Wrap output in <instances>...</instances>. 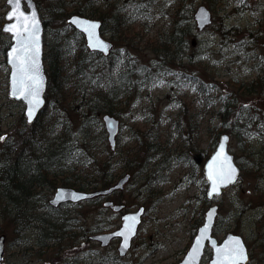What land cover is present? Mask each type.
I'll list each match as a JSON object with an SVG mask.
<instances>
[{
    "label": "rangeland",
    "instance_id": "374dc122",
    "mask_svg": "<svg viewBox=\"0 0 264 264\" xmlns=\"http://www.w3.org/2000/svg\"><path fill=\"white\" fill-rule=\"evenodd\" d=\"M37 1L40 18L47 21L43 36L45 53L46 44L54 41V27H57L50 19L48 3L62 6L70 15L76 14L70 12L83 0ZM105 4L119 9L117 17L121 16L130 30L114 32L112 27L119 29L120 25H114L109 19L106 27L110 32L101 33L111 40L112 34L115 35L116 48L120 50L106 57L104 63L108 64L112 58L117 62L116 68L126 57L136 65L149 62L154 56L150 46L158 44L162 31H170L174 10L180 6L177 0H96L91 8ZM191 5L193 10L198 6L207 8L211 22L202 30H198L193 20L185 24L189 32L185 56H190L192 63L185 64V60L179 66H170L177 68L172 69L175 72L182 68L190 78L181 80L171 74H158L155 85L146 92L138 91L140 98L131 99L129 108L126 106L119 117V132L115 137L119 150L135 147L130 139L134 137L132 131L137 133L138 129L142 137H147L145 130L152 129V136L158 138L154 142L159 145L147 166L150 184L146 187L147 181L139 175L131 178L120 192L125 211L140 205L145 210L131 249L124 257H118L117 241L102 247L98 242L87 240L91 229L106 226L112 231L119 225V214L112 216V211L102 206V200L91 199L56 209L54 214L75 218L74 231L80 233L77 243L67 240L72 246L77 244L76 247L59 254L55 253L56 248H36V231L15 232L0 215V234L5 237L0 264H176L211 203L218 207L215 236L220 239L226 233L240 235L250 252L247 264H264V90L262 95L257 91L262 98L246 91L247 83L256 78L264 86V0H187L185 8ZM7 10L5 0H0V137H5L0 140V151L2 144L11 140L18 129L26 130L21 125L22 103L7 97L9 68L4 49L10 44V36L1 31ZM68 33L73 40L72 32L68 30ZM72 61L69 56L68 68ZM102 62L94 59V63ZM70 106L77 107V104ZM237 117L241 120L236 123ZM100 123L104 129L102 117ZM223 125L228 131L222 132ZM60 132V126H54V130L44 134V139L54 140ZM94 132L99 135L100 129ZM223 133L229 137L228 150L240 165L241 173L235 184L207 203L199 154H210L218 140L216 134ZM106 138L105 132V140L96 139L95 153L99 157L88 168L98 169L103 168V163L108 164L103 162L108 157L107 149L110 151ZM20 148V145L13 148L11 155ZM51 196L52 193L46 200ZM38 200L41 202V198ZM113 200L118 204L115 195ZM40 211L46 209L40 208ZM209 258L210 251L206 250L201 264H207Z\"/></svg>",
    "mask_w": 264,
    "mask_h": 264
},
{
    "label": "trees",
    "instance_id": "16d2710c",
    "mask_svg": "<svg viewBox=\"0 0 264 264\" xmlns=\"http://www.w3.org/2000/svg\"><path fill=\"white\" fill-rule=\"evenodd\" d=\"M186 1L181 0L180 6L174 10L170 31H162L157 41L158 44L150 46L154 56L149 62L136 65L135 61H130V58L126 57V61L118 68H116L117 62L112 58L107 64L104 63L107 58L87 51L82 35L69 29L65 24L68 12L62 6H53L48 3L50 19L52 18L55 25L57 23V27H54L56 29L54 41L46 44L48 48L43 56L47 75L46 106L31 125L25 123L21 113V125L26 130L18 129L11 140L2 144L0 151V215L5 219L12 218L15 226L30 225L38 232L45 230L46 233L43 235L38 232L35 235L34 246L36 248L40 250H45L47 247L56 248L55 253L59 254L67 249L70 250L71 247H76L77 244L72 246L67 243V240L77 243L80 238V233L74 231L75 218L54 214L56 209H52L47 204V196L53 193L57 186L95 191L109 187L114 183L115 178L125 173H130L131 178L141 175L144 180L149 181L151 176L147 174V166H150L149 159L155 156L156 148L159 146L158 142H154L158 138L152 136V129L151 131L145 130L147 137L139 135L140 129L137 133L132 131L135 139L133 142L137 144L134 148H126L125 151L119 148L116 151L107 149L108 157L103 162L109 165L103 163V168L98 169L88 168V166H93L99 157L95 153V149L98 148L96 139L105 140V131L100 123L102 115L109 114L121 118L125 107L130 106L129 101L140 98L138 91L146 92L147 89L153 87L156 83L155 77L160 73L162 75L171 74L173 78L181 80L190 78V75L186 74L182 68L175 72L172 69L177 68L170 66L172 64L179 66L185 60V64L192 63L189 60L190 56H185V41L189 35L185 24L192 20V8H185ZM91 3L93 0H83L70 13L85 14L100 19L102 32L107 31V20L111 19L114 25L117 23L120 25L119 29L112 27L114 32L125 33L127 27L122 26L120 21L122 17L118 18V13L113 12L107 15L102 13L98 7L92 9ZM46 24L47 21L44 20L45 32ZM67 29L72 32L73 40L69 39ZM112 39L115 40L114 34H112ZM129 44L130 42L127 45ZM112 55L113 52L109 57ZM69 56L73 60L71 68L67 67ZM94 59H102L103 62L94 63ZM247 84V93L256 98H262L264 86L259 78ZM74 104H77L78 108L70 106ZM227 114L228 111L224 112L222 117L225 118ZM239 120L241 118L237 117L235 122ZM54 126L61 128L59 137L54 140H45L44 134L50 129L54 130ZM225 126L223 125L222 132L228 131ZM233 127L235 129V126ZM98 129H100L99 135L94 132ZM43 130L47 131L42 134ZM230 131L233 132L232 129ZM217 134L216 137H218ZM78 135L82 139L78 146L82 149L75 157H71L70 151L74 143L72 136ZM17 145L21 148L13 157L12 149ZM18 152H20L19 155ZM76 162L84 166L82 171L74 169L73 164ZM203 163L204 160H201V167ZM117 172L121 174L117 175ZM35 182H40L41 185ZM120 192L115 193V199L119 203L121 202ZM37 197L41 198V202ZM40 208H45L46 211L41 212ZM19 209H26L27 215L16 219ZM91 230V233H95L108 229L106 226H100ZM63 239L66 242L61 243ZM87 240H89L88 237Z\"/></svg>",
    "mask_w": 264,
    "mask_h": 264
},
{
    "label": "water",
    "instance_id": "95a60500",
    "mask_svg": "<svg viewBox=\"0 0 264 264\" xmlns=\"http://www.w3.org/2000/svg\"><path fill=\"white\" fill-rule=\"evenodd\" d=\"M5 4L7 5L8 10L4 16L5 22L3 23L1 30H2V32L6 33L10 36V45L5 52L6 63H7L8 68H9L7 97L11 100L19 101L23 104V106H24L23 112H22L23 117L25 119V123L30 125V124L34 123L37 116L39 115V113L41 112V110L45 106L44 94H45V90H46L47 76H46L45 67H44V63H43V52H44V50H43V23L39 17V12L37 10L35 2L33 0H20V11H23L26 15H30V13L32 11H35L37 20L39 21V49H38L37 63H38V69H39L38 79L41 82L40 88H39V101H40V103L38 106L35 107V111L33 112V115L31 117V121H29L28 110H29L30 105L28 103V100H26L23 95L18 96V97L12 95V92H13L12 75H13V72L15 71V69H14L13 65L11 63H9L8 54L11 51L12 47L16 44V41L13 39V36L11 33L4 31V28H5V26L10 25V24L14 23L15 21L6 19L9 12L12 11L13 6L9 5L8 0L5 1ZM210 16L211 15H210L209 10L207 8H205L204 6H199L197 8L196 12L194 13V21H195V24H196L198 30H202L206 25L210 24V22H211ZM74 18L81 20V21H88L90 23H95V24L99 25V27H97L95 30V38L98 39L99 41H101L107 47L104 49H101L98 47L97 48L90 47V41H89V37H88L87 32H85L81 26L74 24V23H71V21ZM66 23L68 25H70V27H72L75 31H77L78 33L83 35L84 44H85V47L87 48V50H89L90 52L100 53L103 56L109 55V53L111 51V43L107 39L103 38V36L101 35V32H100L101 22L99 20L80 17V16H77L76 14H72L68 18H66ZM102 122H103L104 129L106 131V134H107V140L110 143L111 147L113 148L114 144H115V136L117 135V133L119 131V121H118V119H116L112 116H109L108 114H104L102 116ZM221 145H223V156L220 158L219 161H217V167L223 166L226 169L228 164L230 163L231 167L236 170V179L232 183L220 184L218 186L217 190L215 192H212V183L208 179V172H209L208 166L210 163L213 162V158L217 156V153L220 152ZM224 157H227V161L224 160ZM238 175H239V168L234 161L233 155L228 150V135L221 134L219 136L218 141H217L216 147L210 153L208 159L203 164V176H204V179H205L206 185H207L206 186V192H205L206 198L212 200V199L218 197L221 194L222 190L233 185L237 181ZM129 177L130 176L128 174H125L121 178H119V180L114 185L110 186L107 189H102V190L95 191V192L80 191V190H75L73 188H68V187H57L55 189V192L53 193L52 198L48 200V204L51 207L56 208L60 204H63V203L75 204V203H78L80 201L90 199V198L97 196V195L106 196V195H109L116 190L122 189L123 186L126 184V182L129 180ZM210 192L212 193L211 195L209 194ZM104 205L110 206L114 212H117L123 208V205H113L110 202H106V203H104ZM217 210H218V207L216 204H212L206 209V211L204 212V215H203L202 223L197 227L195 234L192 237V240H191V243H190L188 249L184 253L183 257L176 264H186V261H187V264H200L202 257L204 255V251L207 248H209L210 253H211L210 259L208 260L207 264H214V261H217V259H218L217 249H224L226 246H228L230 244V241H232L234 239H239L241 241V243L243 244V246L247 252V255H248L246 245H245L243 239L239 235L234 234V233H226L219 240L213 235V227L215 224V220L217 218ZM143 215H144V207L139 206L134 211H129V212L123 213L120 216V225L116 229H114L110 232L93 234L89 238L93 241L98 242L100 244V246H106V245H108V243L110 241H112L114 239H118L119 242H118V246H117L116 250H117L118 255L120 257H123L127 253V251L131 248L132 240L137 235L138 227L141 223ZM132 216L136 217L135 221H131V220L126 221L124 219L125 217H132ZM126 224L129 225L132 229V231L130 233L127 232V230L125 229ZM206 225H207V231L204 233V236L201 239V244H200L199 250L194 252V247L196 245V241L198 238L201 237L202 230L205 228ZM122 230H125L126 234L128 235V242H127L126 247L124 246V237L115 235V233L120 232ZM1 246H2V244L0 242V249H1ZM221 264H228L227 259L221 258Z\"/></svg>",
    "mask_w": 264,
    "mask_h": 264
},
{
    "label": "snow or ice",
    "instance_id": "6c2138e0",
    "mask_svg": "<svg viewBox=\"0 0 264 264\" xmlns=\"http://www.w3.org/2000/svg\"><path fill=\"white\" fill-rule=\"evenodd\" d=\"M8 3L12 7V11L9 12L6 19L14 20L15 22L5 26L4 31L11 33L16 44L9 52V63H11L15 69L12 75L13 82V96L23 95L29 103L28 117L31 121L35 107L39 105V88L40 80L38 79V49H39V21L36 17V12L32 11L30 15H26L23 11H20V0H8ZM71 23L77 24L87 32L90 47L104 49L107 46L101 41L95 38V30L99 25L90 23L88 21H81L73 19ZM5 137H0V140H4ZM223 156V145H221L220 152L213 158V162L209 164L208 179L212 183V192H215L220 184L232 183L236 179V170L231 167L229 163L225 169L223 166L217 167V161ZM227 161V157H224ZM212 194L211 192L209 193ZM126 221H135L136 217H125ZM127 232H131L132 229L129 225H125ZM207 231V225L202 230L201 237L197 239L194 247V252L199 250L201 239L204 233ZM117 236L124 237V246H127L128 235L125 230L115 233ZM218 259L214 261V264H221V258H226L228 264H246L249 260L247 252L239 239L230 241V244L224 249H217ZM187 264V261H186Z\"/></svg>",
    "mask_w": 264,
    "mask_h": 264
},
{
    "label": "bare ground",
    "instance_id": "6f19581e",
    "mask_svg": "<svg viewBox=\"0 0 264 264\" xmlns=\"http://www.w3.org/2000/svg\"><path fill=\"white\" fill-rule=\"evenodd\" d=\"M6 1V0H5ZM93 2L94 3H96V0H93ZM177 2L180 4L181 3V0H177ZM193 4V3H192ZM98 7V9L102 12V13H106L107 15H109V13L111 14V13H113V12H115V13H118V11H119V9L118 8H114V7H110L109 5H106L105 4V6L104 7H100L99 5L97 6ZM178 7V6H177ZM176 7V8H177ZM199 7V6H198ZM198 7H196L195 8V10H193V6L191 5V7L189 8V9H191L192 8V20H194V13L196 12V10H197V8ZM102 10H104V11H102ZM107 11V12H106ZM76 15L77 16H80V17H85V18H91V19H96V20H100V19H98V18H94V17H90V16H88V15H85V14H78V13H76ZM118 20V19H117ZM119 21V20H118ZM121 21V20H120ZM134 22V21H133ZM121 24H122V26H126L125 24V21H121ZM110 32V30H107L106 31V33H109ZM126 31H130L128 28H126ZM110 43H111V53L113 52H118L120 49H117L116 47H117V43L115 42V40L113 39V40H111V39H107ZM123 55H124V53H123ZM109 115V114H108ZM109 116H112V117H114V118H117V117H115V116H113V115H109ZM55 127H57V126H55ZM106 132V131H105ZM88 140V139H87ZM135 139H134V137H132L131 139H130V141H134ZM74 143H73V146L71 147V151H70V156L71 157H75V155H77V152L78 151H81V149L79 148V144H80V142L82 141V139H81V136L80 135H78V136H76L73 140H72ZM134 143V142H133ZM117 144L118 143H116V141H115V144H114V147L112 148L111 147V145H110V143H109V150L110 151H116V149H117ZM134 144H136V143H134ZM137 145V144H136ZM215 145V144H214ZM214 147H216V145L214 146ZM16 154V153H15ZM15 154H13V157H15ZM20 154V152H18V155ZM209 155L210 154H208V155H205V153L203 152V153H200L199 154V157H202L201 158V160H204V161H206L207 159H208V157H209ZM14 161H12V163H13ZM23 166V165H22ZM73 166H74V169L76 170V171H82L83 169H84V166H82L81 164H78L77 162L76 163H74L73 164ZM21 167V166H20ZM19 167V168H20ZM18 168V169H19ZM42 182V181H41ZM35 183H37V182H35ZM43 183V182H42ZM41 185V183L40 182H38L37 183V185ZM146 184V187L150 184V183H148V182H146L145 183ZM43 186V185H42ZM98 190V189H97ZM38 198V197H37ZM27 215V210L26 209H19V212H18V217L16 218V219H18V218H23V217H25ZM6 221L9 223V224H11L12 226H13V228H14V230H15V232H17L18 230H32V231H36V232H38L37 231V229L35 230V229H33L30 225H23V226H21V224H19L18 226H15L14 225V223H13V219L12 218H8V219H6ZM40 235H43L44 233H46L45 232V230H42V231H40V232H38Z\"/></svg>",
    "mask_w": 264,
    "mask_h": 264
},
{
    "label": "flooded vegetation",
    "instance_id": "af4514ba",
    "mask_svg": "<svg viewBox=\"0 0 264 264\" xmlns=\"http://www.w3.org/2000/svg\"><path fill=\"white\" fill-rule=\"evenodd\" d=\"M113 196H114V193L112 194V195H110V196H106L105 198H104V200L106 201H114L113 200ZM108 210V209H107ZM121 212V211H120ZM113 216L114 215H116V214H119V212H117V213H114V212H112L111 213ZM0 242H1V244H3L4 245V243H5V237H4V235L3 234H0ZM249 254H250V252L248 251V256H249Z\"/></svg>",
    "mask_w": 264,
    "mask_h": 264
}]
</instances>
